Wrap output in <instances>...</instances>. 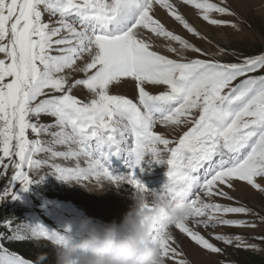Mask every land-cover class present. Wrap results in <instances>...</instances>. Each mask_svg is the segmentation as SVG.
I'll return each instance as SVG.
<instances>
[{"label":"snow or ice","instance_id":"snow-or-ice-1","mask_svg":"<svg viewBox=\"0 0 264 264\" xmlns=\"http://www.w3.org/2000/svg\"><path fill=\"white\" fill-rule=\"evenodd\" d=\"M180 4L195 9L208 26L240 30L223 19L236 16L228 0H0V171L12 170L0 201L20 199L15 182L28 191L38 182L30 173L49 167L69 182L127 183L135 192L187 202L190 211L182 219L170 217L151 195L141 206L153 214L152 239L166 264H190L175 246L173 228L213 254L224 251L213 240L261 250L242 235L206 236L198 229L264 223V216L225 191L239 181L264 195V51L230 61L210 58L156 16L157 8L166 10L192 37L211 44ZM153 37L177 58L155 50ZM188 52L197 56L189 58ZM226 53L217 45V54ZM126 85L136 90L135 100L112 92ZM77 88L90 98L74 95ZM43 116L53 119L43 123ZM157 125L187 130L170 139ZM121 152L134 156L137 166L149 154L152 162L166 164L162 190H149L135 170L113 175L106 162ZM41 153L49 158L39 159ZM0 227L6 229L0 231V264H49L46 255L34 262L5 242L47 240L56 246L72 231L12 219ZM252 239L264 243V236Z\"/></svg>","mask_w":264,"mask_h":264},{"label":"rangeland","instance_id":"rangeland-1","mask_svg":"<svg viewBox=\"0 0 264 264\" xmlns=\"http://www.w3.org/2000/svg\"><path fill=\"white\" fill-rule=\"evenodd\" d=\"M176 2L179 3V0H176ZM228 3L235 11L236 16H225L223 19L234 21L239 25V31L230 27L217 28L208 26L199 19L196 10L191 6L179 5L180 11L186 18L203 33L207 34L212 41L211 44L192 37L178 22L167 14L166 10L157 8L156 16L171 30L208 51L212 59L230 61L235 60L241 54L253 55L264 51V0H228ZM45 19H48L47 16ZM153 39L157 44L155 50L161 52V54L177 58L165 48L159 47L161 44L159 39L155 37ZM217 45L226 49L227 53L217 54ZM187 56L195 58L197 54L188 52ZM149 91L155 93L159 89L149 87ZM112 92L114 94L126 95L133 100L137 96L136 90L131 85L113 88ZM73 94L85 101L90 98L87 90L83 88H77ZM52 119L51 117L43 116L41 122L47 123ZM155 130L170 139H177L183 131L187 130V126L175 128L157 125ZM29 138H36L35 134L29 132ZM40 138L45 141L50 139L47 135ZM122 153H124V160L118 166L116 164L112 165L110 160L106 162V167L109 168L113 175H128L135 170L137 178L149 190H162L163 185L168 179L166 175L168 166L166 164L152 162L149 154L137 166L134 156H130L127 152ZM38 158L48 159L49 157L47 153H41ZM55 162L65 165L72 163L71 161L59 159ZM142 168L144 169L143 171H141ZM38 171H40V174L37 171L30 173L33 180L38 182L33 183L28 191H23L22 185L19 182H15L14 191L19 195L20 199L6 198L2 201L4 205H7L6 208L9 210L22 211L17 220L18 224H42L50 231L60 232L71 226L72 231L76 232L80 220L85 217H92L96 222H111L113 220L120 222L123 215L135 204V200L133 199L135 189L127 183H123L118 187L107 181H103L98 185L94 179L88 182H69L58 178V175L54 174L53 170L49 167H43ZM11 176V169H9L6 175L0 171V194H2V190L5 191L9 187ZM41 178L43 179L41 180ZM234 188L235 190L225 188V191H229L235 200L264 216V195L239 181L235 182ZM100 190L104 191L90 192ZM218 202L224 204L232 203L227 200H218ZM229 218L237 217L230 216ZM245 218L253 219L252 217ZM255 222L257 223L256 228L222 226L214 230H205L203 227H200L198 230L206 236H208L209 232L213 231L220 234L242 235L246 238L248 244H258L261 249L260 251L227 246L222 242L213 240L212 242L217 243L219 247L224 249L221 254H213L197 246L175 228L172 229V233L177 241L175 246L185 254L184 258L190 261V264H264V243L252 239V237L264 236V223H260L258 220ZM209 238L211 239V237ZM13 248L15 249L13 251L21 252L25 258L31 259L34 262L38 260L40 255H46L49 264H56L55 245L50 241L14 242ZM168 264H174V262L169 260Z\"/></svg>","mask_w":264,"mask_h":264},{"label":"clouds","instance_id":"clouds-1","mask_svg":"<svg viewBox=\"0 0 264 264\" xmlns=\"http://www.w3.org/2000/svg\"><path fill=\"white\" fill-rule=\"evenodd\" d=\"M148 195L167 208L170 217L182 219L190 211L183 200L173 204L157 192H135V204L120 222L81 219L78 230L55 246L56 264H166L160 244L152 239L153 214L141 207Z\"/></svg>","mask_w":264,"mask_h":264},{"label":"trees","instance_id":"trees-1","mask_svg":"<svg viewBox=\"0 0 264 264\" xmlns=\"http://www.w3.org/2000/svg\"><path fill=\"white\" fill-rule=\"evenodd\" d=\"M1 193L3 194L4 191L2 190ZM2 194H0V195H2ZM6 206L7 205H4L3 202L0 201V223H2L3 220H5V219H12V220H14V222L16 224H18L17 220L20 217V215L22 214V211L18 212L15 210H9L8 208H6ZM0 231H6V229H3L2 227H0ZM5 243H6V246L9 247L11 250H15L13 248V243H7V242H5ZM19 254L24 256V254H22L21 252Z\"/></svg>","mask_w":264,"mask_h":264},{"label":"bare ground","instance_id":"bare-ground-1","mask_svg":"<svg viewBox=\"0 0 264 264\" xmlns=\"http://www.w3.org/2000/svg\"><path fill=\"white\" fill-rule=\"evenodd\" d=\"M37 173H39L40 174V171H37ZM97 195V194H96Z\"/></svg>","mask_w":264,"mask_h":264}]
</instances>
